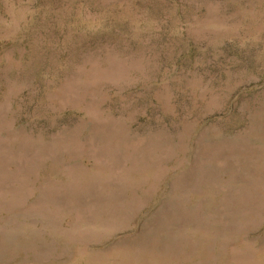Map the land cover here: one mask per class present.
Instances as JSON below:
<instances>
[{"label":"rangeland","instance_id":"1","mask_svg":"<svg viewBox=\"0 0 264 264\" xmlns=\"http://www.w3.org/2000/svg\"><path fill=\"white\" fill-rule=\"evenodd\" d=\"M0 264H264V0H0Z\"/></svg>","mask_w":264,"mask_h":264}]
</instances>
